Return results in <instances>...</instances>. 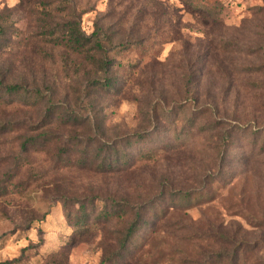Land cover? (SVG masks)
<instances>
[{
	"label": "rangeland",
	"instance_id": "rangeland-1",
	"mask_svg": "<svg viewBox=\"0 0 264 264\" xmlns=\"http://www.w3.org/2000/svg\"><path fill=\"white\" fill-rule=\"evenodd\" d=\"M25 1L0 0V11L24 27ZM208 1L70 0L87 33L98 23L107 39L134 42L110 52L122 81L100 95L105 138L145 136L119 171L64 166L56 152L67 129L22 151L24 130L1 125L30 116L40 124L44 106L0 105V260L101 264L146 200V223L109 264H264V0ZM15 55L14 72L51 73L46 56ZM75 199L91 211L120 205L128 213L73 235L66 213Z\"/></svg>",
	"mask_w": 264,
	"mask_h": 264
},
{
	"label": "trees",
	"instance_id": "trees-1",
	"mask_svg": "<svg viewBox=\"0 0 264 264\" xmlns=\"http://www.w3.org/2000/svg\"><path fill=\"white\" fill-rule=\"evenodd\" d=\"M48 1H25L24 27L17 26L12 13L0 11V105L21 103L31 108L44 106L45 110L44 118H38L42 122L40 124L30 116L27 119L29 123L10 119L1 125L5 129L24 130L22 151L46 146L50 138L57 141L59 136L54 129L63 127L71 135L63 146H58L60 150L56 152V163L64 166L92 165L99 172L119 171L130 163L131 150L136 141L144 138L145 132H112V137L105 138L111 129L107 127L99 108L100 95L111 91L122 81L114 80L117 77L114 72L118 73L117 65L120 62L112 56L111 51L121 50L129 42H134L132 39L116 42L107 39L98 23L92 32L87 33L80 20L83 11L71 4L70 0H54L57 3L54 8L41 9ZM206 8L209 15L212 14L217 20L218 11L214 10L211 2L208 1ZM12 48L17 52H5ZM29 52L46 56L50 60L51 73L45 74L28 66L27 72H14V63L18 60L13 61L15 54L23 59ZM57 54L58 63L53 59ZM6 58L7 67L4 64ZM262 134L264 142V131ZM146 203L144 200L132 207L135 211L130 212L131 218L118 237V251L105 254L101 264L112 263L117 257L116 253L121 256L128 251L147 221L145 214L151 202ZM74 204V208L66 213L73 226V235L83 233L99 220L121 219L123 214L128 213L127 208L120 205L106 206L97 212L96 209L88 210L85 201L75 199ZM240 255V250L234 252L232 261L240 258ZM223 257L224 254L219 252L215 259L221 260ZM13 261L0 260V264H11Z\"/></svg>",
	"mask_w": 264,
	"mask_h": 264
}]
</instances>
